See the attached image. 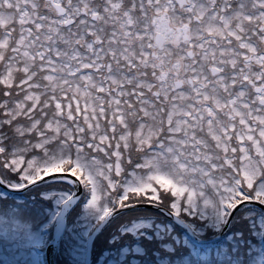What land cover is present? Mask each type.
<instances>
[{
    "label": "rangeland",
    "instance_id": "obj_1",
    "mask_svg": "<svg viewBox=\"0 0 264 264\" xmlns=\"http://www.w3.org/2000/svg\"><path fill=\"white\" fill-rule=\"evenodd\" d=\"M193 1L189 0L191 5ZM4 3L9 2L4 0ZM199 6L200 15L207 17L208 6L203 3ZM191 8L192 6L189 10ZM205 19L207 22L212 21L209 17ZM17 24L24 26L18 29ZM30 24L33 27L35 24L36 33H32ZM6 26L14 32L16 29L22 36L17 38L16 45L8 54L3 51L7 37L0 34V81L7 86L13 82V74H26L19 83H23L21 90L26 92L13 103V107L7 109V113L11 118L22 113L23 121L27 118L30 124L29 127L21 125L20 133L34 132L38 139L24 148L14 149L9 157H5L6 160L4 157L2 160L10 170L19 171L17 184L22 186L39 177L42 172L67 170L80 180L84 200L74 212L72 221L65 224L62 242L60 241L65 246L68 264H83L86 239L101 218L110 212L108 197L113 192H116L118 207L137 202L157 203L160 200L157 185L173 197L168 209L182 219H191L192 222L188 224L198 236L220 229L226 216V208L231 207L236 198L241 196L237 186L239 182L247 188L251 187L254 195L250 196V201L264 204V172L256 165L253 166L254 162L250 163L254 161L251 157L241 153L237 169L233 167V171L229 172L226 169V146L224 138L221 139L218 132L225 134L226 138L228 132L222 126L219 128L221 120L216 117V111H219L223 103L217 101L216 87L201 81L202 74L198 75L191 69L192 86L179 89L173 94L169 95L160 88L155 101L157 105L166 104V107L158 106L154 109L155 103L144 97L145 91L150 90V84L137 81L136 93L141 95L140 101L144 100L142 103L146 106L140 108L142 120H136L139 109L131 107L128 100V107L116 104L117 96L125 93L123 89H118L116 96L109 95V102H113L114 109L106 119L110 134L108 139L106 133L96 134L100 126L99 117H105L102 109H98L97 114L94 111V100H85V97L98 95L88 87L91 75L82 73L78 77L59 76L52 71L56 66L51 58L50 33L35 21V12L20 10L9 13L0 10V27ZM137 62L141 68L155 65L148 59H114L108 61L106 70L98 76L104 79L106 86L108 82L116 87L121 83L130 84V78L123 79L121 76L120 68L126 65L136 66ZM161 62V74L166 72L164 66L172 69L167 60ZM75 63L78 69L84 66L81 60H76ZM57 66L62 69L60 65ZM64 67L68 68L67 74H72L75 70L68 63ZM87 67L95 68L96 72L101 70L100 63L95 60L88 63ZM182 68L187 70V64L184 63ZM33 77L35 82L31 81ZM67 83L73 87L70 89V98L67 96L68 89L60 91V96L68 98L63 104L66 108L64 110L61 109L60 102L54 100V89ZM106 86L100 84L98 89L104 90ZM74 95L84 100L79 102ZM28 103L31 106L26 111L23 110ZM49 104L55 106V109ZM159 112H163L161 116L164 118L160 116L159 122H156ZM82 117L88 132L83 125H79L83 121ZM157 125L164 126V135L162 141L157 140L155 146L151 147L152 139L158 135ZM216 126L219 130H215ZM229 128L231 129L230 126ZM32 147L35 150L29 154ZM209 170L214 171V176L209 174ZM261 175L262 180L256 181ZM54 182L64 183L67 187L41 191V196L50 200L49 216L47 222L42 224L43 227L49 226V222L53 221L59 205L71 195L75 186L68 178L60 181L55 178L48 183ZM253 214L256 216L260 238L263 217L258 213ZM118 230L138 239L139 236L151 239L152 233L159 241L168 237L173 240L174 245L185 244L188 247L186 252L189 255L172 261L160 259L154 253L159 264H212L215 261L208 248L200 252L195 250L185 236L178 235L168 222L160 218L159 221L154 217L133 220ZM43 239L41 230H31L29 224L18 216L0 215V264H39L37 255L40 254L36 248L43 249L47 246ZM220 247L224 248L225 245L221 244ZM161 248L169 253L173 245L161 242ZM143 253L141 245L133 244L131 247H123L117 253L105 252L97 259H92V264H148L139 259ZM259 255L257 253L253 256L250 264H263ZM216 264L223 263L219 260Z\"/></svg>",
    "mask_w": 264,
    "mask_h": 264
},
{
    "label": "flooded vegetation",
    "instance_id": "obj_2",
    "mask_svg": "<svg viewBox=\"0 0 264 264\" xmlns=\"http://www.w3.org/2000/svg\"><path fill=\"white\" fill-rule=\"evenodd\" d=\"M8 2L0 3L1 11L50 15V50L55 66L73 59L81 60L86 68L88 61L94 60L148 59L157 64L155 76H150L152 66L141 68L139 62L125 68L138 70V81L150 84L151 93L160 88L170 93L191 87L190 71L202 74L201 81L216 87L217 101L223 103L216 117L221 120L219 128L228 132L227 138L218 132L226 146L227 171L237 167L244 153L264 172V0H194L193 5L186 0L182 7L175 0ZM202 3L208 6L206 16L211 22L198 12ZM66 20L72 23L65 26ZM23 26L17 24L16 28ZM156 34L164 38L161 49L153 44ZM20 36L17 32V38ZM164 59L172 69L164 66L166 72L161 74ZM182 61L187 70H183ZM176 82L182 85L173 90ZM124 91L126 102L128 92ZM142 102L134 106L146 107Z\"/></svg>",
    "mask_w": 264,
    "mask_h": 264
},
{
    "label": "trees",
    "instance_id": "obj_3",
    "mask_svg": "<svg viewBox=\"0 0 264 264\" xmlns=\"http://www.w3.org/2000/svg\"><path fill=\"white\" fill-rule=\"evenodd\" d=\"M154 74H156V70L155 72H153L152 75L155 76ZM25 76L26 74L23 73L13 74V82L7 86H5L4 83L0 81V179L9 186H20L19 184H17L19 180V171H12L7 168L5 166V161L2 160V157H9L14 149L20 147L24 148L30 143L34 142V140L38 139L36 138L34 132L23 134L20 133L21 125L29 127L30 124L27 118L25 119V122L23 121L24 115H22V113H20V115L15 118H11V116H9V114L7 113V109L13 107V103L16 100L22 98V94L26 92V90H21V85L23 83L19 84ZM32 80L33 82H35L34 77L31 78V81ZM100 83L101 80H99L98 78L94 79V82L90 85V90L94 93H97V84ZM40 89L41 88H39V90ZM104 97L105 98L102 101L94 100V111L98 114L99 106H105L103 108L105 110V118L98 119L100 126L97 131L109 134L107 130L108 124L106 123V118L108 117L110 106L107 102V95H105ZM131 98H133V95L131 96ZM4 101L7 102L5 103ZM30 106L31 103H28L23 110L26 111V109ZM159 114L162 115L163 112H159ZM114 120L115 118H113V121ZM156 132L158 133V135H156L155 138L152 139V142L150 144L151 147L155 146L157 140L162 141L163 128H161L160 125L159 128H157ZM34 150L35 149L32 147V149L28 153L32 154ZM155 186L158 190V194L160 195V200L156 204H159L168 209L171 201L173 200V197L169 192H165L164 189L159 188L157 185ZM60 187L66 188L67 185L61 182H54L52 184L43 183L25 192L22 195H10L7 193L1 194L0 191V215L7 216L12 214L18 216L20 219L23 220V222H27L29 224L31 230H42L43 228L47 229V231L50 232L51 221L49 222V226H42L43 223L47 222L49 216L48 212L50 210V200L48 198L42 197L41 191L50 189L56 190V188ZM253 194L254 193H252V190L249 189L238 199L251 198L250 196H253ZM116 196V192H113L110 193V196L108 197L109 207L111 210H114L118 207ZM83 200L84 197L81 198L80 202L68 214L66 218V225L72 221L74 217V212ZM253 213L260 212L259 210L253 207L241 208L235 214L231 226L223 239L211 245V248L207 246L197 247V250L205 251V248H208L210 250L212 258L215 260L212 264H216L219 260L223 264H250V260L253 256H255L257 253L261 254L258 237V226L255 221L256 216ZM150 217H154L155 220L158 221L160 218L161 220L170 223L162 215L148 210L129 211L120 214L110 220L103 227V229L93 242L92 259H97V257H99L105 252L117 253L123 247H131L133 244L141 245L144 250V253L139 256V259L142 263L159 264L156 260V255L154 253H157L160 259H167L168 261H172L175 258L183 259L185 258V256L189 255V253L186 252L188 251V247H186L185 244L183 246L174 245L173 240L171 238L167 237V239L165 238V240L159 241L151 233V239H147L144 236H139L138 239L136 236L134 237L129 235V233L127 232L123 233L118 230L121 226L128 225L130 221ZM184 220L189 224L192 222L191 219H186L185 217ZM172 229L180 236L184 234L181 229L177 228L174 225H172ZM218 231L206 232L205 234L200 235V237H212L216 235ZM43 235H46L43 240L44 242H47L49 240L48 235L45 233H43ZM61 242L59 243L57 250L50 254L53 258L52 263L55 262V264H68L69 261L64 253L65 246ZM161 242L171 243L173 245L172 251H170L169 253L165 252L164 249L161 248ZM221 244L225 245V247L221 248ZM192 247L194 248L193 244ZM216 254H218L219 256H217Z\"/></svg>",
    "mask_w": 264,
    "mask_h": 264
},
{
    "label": "water",
    "instance_id": "obj_4",
    "mask_svg": "<svg viewBox=\"0 0 264 264\" xmlns=\"http://www.w3.org/2000/svg\"><path fill=\"white\" fill-rule=\"evenodd\" d=\"M175 1L177 2V4L179 6L185 4V0H175ZM56 7H58V6H56ZM69 23H70V21H67L65 24L67 25ZM163 42H164V38L162 36H160L159 34H157L154 38V44L158 47V49L162 48ZM179 86H180V83L175 84V88H178ZM55 177L70 178L71 180L74 181L76 186H75L71 196L68 197L59 207V211H58L56 218L54 220V223H53L52 241L47 247V258L49 256L50 247H52V249L55 250L56 246L58 245V242L60 241V239L62 237V234H63L64 229H65V224H66V222H65L66 215L78 203V201L80 200V198L82 196V187H81L79 180L75 176H73L69 173H52V174L43 175L41 178H39L35 181H32V182H30V183H28V184H26L20 188H10V187L4 185L0 181V188L3 191L8 192V193H12V194H21V193H24L27 190L35 187L36 185L43 183L45 181H48L50 179H53ZM247 205L255 206V207L259 208L264 214V205L263 204L256 202V201H241L231 209V211L227 215V218H226V220L223 224V227L221 228L219 234L216 235L215 237L207 239V240L198 239L192 233L190 227L182 219H180L178 216H176L175 214L171 213L170 211L164 209L161 206L151 204V203H136V204H131L128 206L120 207V208L110 212L88 235L86 242H85V253H84L83 264H91V250H92V244H93L95 237L99 234V232L104 227V225L107 222H109L112 218L117 216L118 214H121V213H124L127 211H131V210H135V209L152 210V211L161 213L168 220H170L173 224H175L179 228L183 229L185 231V233H187V235L191 238V240L193 242L198 243V244H210V243H213V242L220 240L224 236L225 232L227 231V229L230 226V223H231V220H232L234 213L239 208H241L243 206H247ZM262 244L264 245V228H263V233H262Z\"/></svg>",
    "mask_w": 264,
    "mask_h": 264
}]
</instances>
